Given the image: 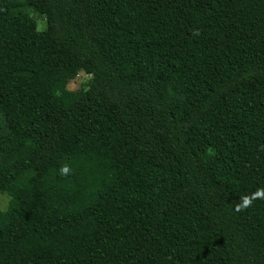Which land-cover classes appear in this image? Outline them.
Masks as SVG:
<instances>
[{"label":"trees","instance_id":"trees-1","mask_svg":"<svg viewBox=\"0 0 264 264\" xmlns=\"http://www.w3.org/2000/svg\"><path fill=\"white\" fill-rule=\"evenodd\" d=\"M258 189L264 0H0V264H264Z\"/></svg>","mask_w":264,"mask_h":264},{"label":"rangeland","instance_id":"rangeland-1","mask_svg":"<svg viewBox=\"0 0 264 264\" xmlns=\"http://www.w3.org/2000/svg\"><path fill=\"white\" fill-rule=\"evenodd\" d=\"M38 22V30H44L47 26L46 16L33 13ZM92 81V75L80 71L70 82V89H87ZM10 195L6 192H0V210H6L9 206Z\"/></svg>","mask_w":264,"mask_h":264},{"label":"clouds","instance_id":"clouds-1","mask_svg":"<svg viewBox=\"0 0 264 264\" xmlns=\"http://www.w3.org/2000/svg\"><path fill=\"white\" fill-rule=\"evenodd\" d=\"M61 171L62 173L67 174L69 169L67 166H64ZM256 199H264V189H258L251 196H242L240 201L235 204V210L239 212L249 208Z\"/></svg>","mask_w":264,"mask_h":264}]
</instances>
